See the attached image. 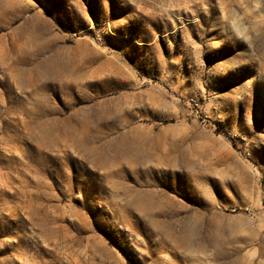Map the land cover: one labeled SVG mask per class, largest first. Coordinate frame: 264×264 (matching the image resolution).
Wrapping results in <instances>:
<instances>
[{
	"label": "rangeland",
	"instance_id": "374dc122",
	"mask_svg": "<svg viewBox=\"0 0 264 264\" xmlns=\"http://www.w3.org/2000/svg\"><path fill=\"white\" fill-rule=\"evenodd\" d=\"M0 264H264V0H0Z\"/></svg>",
	"mask_w": 264,
	"mask_h": 264
}]
</instances>
